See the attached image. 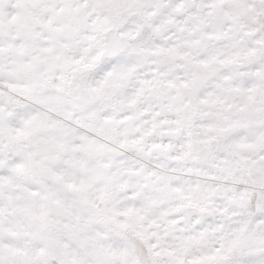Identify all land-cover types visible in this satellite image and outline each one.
Segmentation results:
<instances>
[{
    "label": "snow or ice",
    "instance_id": "obj_1",
    "mask_svg": "<svg viewBox=\"0 0 264 264\" xmlns=\"http://www.w3.org/2000/svg\"><path fill=\"white\" fill-rule=\"evenodd\" d=\"M0 264H264V0H0Z\"/></svg>",
    "mask_w": 264,
    "mask_h": 264
}]
</instances>
